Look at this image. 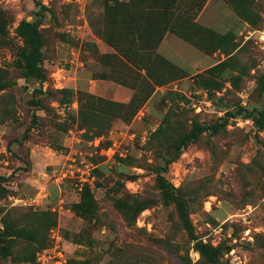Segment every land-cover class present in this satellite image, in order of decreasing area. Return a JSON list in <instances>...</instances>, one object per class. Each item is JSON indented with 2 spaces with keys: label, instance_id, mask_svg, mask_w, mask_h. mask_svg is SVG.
<instances>
[{
  "label": "rangeland",
  "instance_id": "obj_1",
  "mask_svg": "<svg viewBox=\"0 0 264 264\" xmlns=\"http://www.w3.org/2000/svg\"><path fill=\"white\" fill-rule=\"evenodd\" d=\"M115 1L0 0V264H264V0H186L203 29L155 38L132 107L150 86L96 32Z\"/></svg>",
  "mask_w": 264,
  "mask_h": 264
},
{
  "label": "trees",
  "instance_id": "obj_2",
  "mask_svg": "<svg viewBox=\"0 0 264 264\" xmlns=\"http://www.w3.org/2000/svg\"><path fill=\"white\" fill-rule=\"evenodd\" d=\"M186 0H126L115 1L108 7L112 16L109 25H104L97 34L112 48L115 55L123 62L127 71L139 72L140 83L150 86V90L143 97L136 93L128 106H142L144 101L153 93L155 85H159L155 73L150 68V60L157 55L155 48L167 33H175L187 41L193 42L192 27H203L195 20L181 12ZM40 10L44 9L37 1ZM214 33V31H213ZM215 34V33H214ZM145 36V38H142ZM156 38V39H155ZM43 35L38 23L34 25V40L29 53L25 57V74L39 81L40 87L35 90V96L44 92L47 81V72L43 67ZM107 55V54H105ZM264 87V76L262 79ZM135 86V85H134ZM137 89V88H136ZM42 98V97H41ZM41 98L36 99L42 106ZM220 125L197 124L190 133L185 135L178 144L182 150L190 143L196 141L205 132H217ZM83 202L85 209L94 201L88 185L83 188ZM193 238H196L192 235ZM198 249L206 257L208 264H217L219 253L217 248L201 241L197 242Z\"/></svg>",
  "mask_w": 264,
  "mask_h": 264
}]
</instances>
